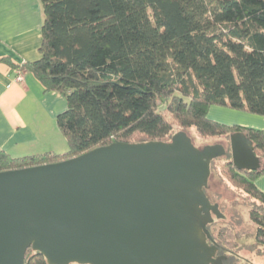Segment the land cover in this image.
<instances>
[{
	"label": "trees",
	"instance_id": "1",
	"mask_svg": "<svg viewBox=\"0 0 264 264\" xmlns=\"http://www.w3.org/2000/svg\"><path fill=\"white\" fill-rule=\"evenodd\" d=\"M41 4L40 59L21 65L3 61L19 73H32L46 92L65 97L67 108L56 121L69 150L16 158L0 149V172L61 163L115 142H169L175 127L194 128L204 137L244 133L261 168L239 171L231 148L230 160L218 165L232 185L258 202L249 215L255 241L264 246V193L256 185L264 175V131L208 118L212 106L264 117V0ZM214 223L208 230L219 254H226L218 240L231 245L233 235L213 234ZM25 264L48 263L29 249Z\"/></svg>",
	"mask_w": 264,
	"mask_h": 264
},
{
	"label": "water",
	"instance_id": "2",
	"mask_svg": "<svg viewBox=\"0 0 264 264\" xmlns=\"http://www.w3.org/2000/svg\"><path fill=\"white\" fill-rule=\"evenodd\" d=\"M239 171L261 160L244 133L230 137ZM223 145L169 142L99 147L70 160L0 172V264H222L208 226L224 219L205 193Z\"/></svg>",
	"mask_w": 264,
	"mask_h": 264
},
{
	"label": "rangeland",
	"instance_id": "3",
	"mask_svg": "<svg viewBox=\"0 0 264 264\" xmlns=\"http://www.w3.org/2000/svg\"><path fill=\"white\" fill-rule=\"evenodd\" d=\"M61 97L64 105H62L63 103L59 104L57 108L63 106V111H65L67 107L66 99L62 95ZM37 105L35 104V106ZM28 109L27 107L20 106L17 112L22 116L20 119L16 117L14 119L17 122L24 121L23 123L33 130L34 138L28 142L18 144L10 151V154L19 157L31 156L44 151H56L57 153L68 151L69 145L67 139L57 125L56 116L51 115L44 106H37L35 110L33 108ZM29 111H31V114H29ZM249 116L261 117L221 106H212L208 113V118L212 121L227 126L244 128L251 127L241 123L247 121L246 118ZM181 131H186L194 145L198 148L221 144L227 151L230 150V139L227 137H204L198 134L194 128L185 130L179 127H175L174 134ZM229 160V156L225 155L217 159V162L211 169L206 194L212 204L219 205L220 211L225 216L224 219L215 218L211 231L217 236L221 232L232 233L233 239L231 245L218 240L219 244L222 243L226 253H229L231 264H264V246L258 245L255 241L256 225L250 220L249 215L250 211L258 205V202L244 191L236 188L225 178L221 172V166L218 164Z\"/></svg>",
	"mask_w": 264,
	"mask_h": 264
},
{
	"label": "crops",
	"instance_id": "4",
	"mask_svg": "<svg viewBox=\"0 0 264 264\" xmlns=\"http://www.w3.org/2000/svg\"><path fill=\"white\" fill-rule=\"evenodd\" d=\"M43 22L41 0H0V149L9 154L18 144L34 138L33 130L24 121L14 119L22 116L17 112L20 106L28 110L44 106L56 117L64 112L63 106L57 108L59 104L64 105L59 93L46 92L30 72L23 74L22 82L17 81L19 72L3 61L10 58L14 64L21 65L39 60ZM260 118L249 116L247 121L241 123L264 131V117ZM41 153L45 151L37 154ZM256 185L264 193V175L256 180Z\"/></svg>",
	"mask_w": 264,
	"mask_h": 264
},
{
	"label": "flooded vegetation",
	"instance_id": "5",
	"mask_svg": "<svg viewBox=\"0 0 264 264\" xmlns=\"http://www.w3.org/2000/svg\"><path fill=\"white\" fill-rule=\"evenodd\" d=\"M224 257L225 259L222 261V264H231L230 263V258H229V253H221L219 254V251H218V254H217V257ZM230 256H233V255H230Z\"/></svg>",
	"mask_w": 264,
	"mask_h": 264
},
{
	"label": "built area",
	"instance_id": "6",
	"mask_svg": "<svg viewBox=\"0 0 264 264\" xmlns=\"http://www.w3.org/2000/svg\"><path fill=\"white\" fill-rule=\"evenodd\" d=\"M17 81L22 82L23 81V74L19 73L17 76Z\"/></svg>",
	"mask_w": 264,
	"mask_h": 264
}]
</instances>
